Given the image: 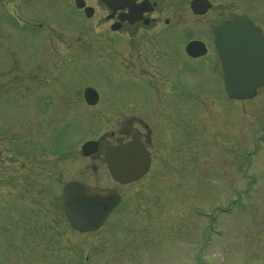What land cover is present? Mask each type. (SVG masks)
<instances>
[{
    "label": "rangeland",
    "instance_id": "374dc122",
    "mask_svg": "<svg viewBox=\"0 0 264 264\" xmlns=\"http://www.w3.org/2000/svg\"><path fill=\"white\" fill-rule=\"evenodd\" d=\"M78 19L75 13H67L66 55L62 59L52 57L50 72L44 75L51 83L62 85L63 103L58 104L56 97L51 105L35 104L20 116L21 120L13 117L8 122L11 135L18 134L19 141H29L31 150L34 147L29 160L21 157L22 153L18 155V172L23 171L21 163L25 160L31 165L28 196L23 188L19 190L20 242L33 241L28 231L32 232L33 225H41L43 220L52 227L63 226L60 197L68 180L111 186L102 159L83 158L80 147L86 141L108 139L117 119L105 120L109 116L98 119L97 113L101 112L87 107L82 93L85 87H94L104 102L99 109L108 111L123 103L119 98L123 87L106 72V65L95 58L105 49V43L98 41L90 26L84 25L80 30ZM51 34L49 42L54 47L53 37L58 34L56 31ZM6 42L11 41L4 37L0 47ZM95 51L98 52L94 54ZM4 60L5 56L1 55L0 66ZM64 61L65 70L52 68L54 62L60 66ZM13 65L10 63L0 70L2 81H11L9 70ZM34 72L35 83L40 82L43 75L37 74L36 67ZM204 95L208 111L203 123L207 131L198 134L197 146L201 147L193 153L192 166L188 165L186 171L173 166L168 169L164 184L152 186L148 191L145 186L135 187L144 189L138 192L148 196L147 200L125 198L126 207L97 232L75 235L66 228L65 261L61 257L58 262L53 259L52 255L61 249L51 255L52 263L264 264V86L255 98L240 102L226 100V105L216 93ZM122 111H115L114 118L120 117ZM10 134H2L0 141L4 146L7 141L10 144ZM255 136L263 138L258 141ZM4 189L10 190L11 186ZM122 192L125 196L132 195L131 191L122 189ZM27 197L31 201L27 202ZM2 205L5 210L0 237L5 238L12 225L7 217L11 204L3 201ZM26 213L31 221L21 223V215ZM48 213L50 217L39 222L33 219L35 215ZM22 234L26 239H20ZM5 251V246L0 248V258ZM78 254L80 261L76 259ZM10 261L0 259V264H14ZM25 262L20 260L15 264ZM29 264L43 263L37 259Z\"/></svg>",
    "mask_w": 264,
    "mask_h": 264
},
{
    "label": "flooded vegetation",
    "instance_id": "af4514ba",
    "mask_svg": "<svg viewBox=\"0 0 264 264\" xmlns=\"http://www.w3.org/2000/svg\"><path fill=\"white\" fill-rule=\"evenodd\" d=\"M69 11L79 16L80 30L84 25L90 26L98 41L105 43V49L95 58L104 63L106 72L122 85L119 98L123 103L115 104L114 110L99 109L104 102L96 89L91 87L98 95L94 105L84 101L87 87L83 89L85 105L101 112L97 113L98 119L108 116L105 120L117 119L108 139L92 140L98 143L95 154L82 156L102 159L111 186H92L71 179L62 186L61 197L64 186L75 181L90 188L114 191L120 202L99 229L87 233L71 228L61 202L59 214L63 226L52 227L43 220L41 225H33L32 232L28 231L33 241L20 242L17 231L19 190L23 188L28 196L31 165L26 160L33 156L34 147L31 150L29 141H19L18 134L11 135L8 122L10 119L12 122L13 117L21 120L20 116L35 104L51 105L56 97L58 104L63 103L60 100L62 85L51 83L44 75L50 72L52 57L62 59L66 55L67 35L64 30L67 29L65 19ZM235 19L247 21L264 37V0H0V41L4 37L11 41L1 44L0 56L4 55L5 60L0 70L10 63L13 65L11 61L15 63L9 70L11 81L0 78V139L2 134H10L11 138L7 146L0 141V222L5 210L3 201L11 204V209L6 211L12 220L10 233L7 232L5 238L0 237V248L5 246L6 249L0 258L2 261L11 260L15 264L22 260L29 264L38 259L43 264H54L50 257L55 250L61 249L52 256L57 262L61 258L65 261L67 248L63 240L66 228L75 235L97 232L115 213L126 207L125 198L147 200L148 196L138 192L144 189L135 187L145 186L148 191L152 186L164 184L166 173L173 166H181L179 169L184 171L192 166L193 153L201 147L197 146L198 134L207 131L203 123L208 111L204 93H216L225 105L227 100L224 79L216 69L215 29ZM53 31L58 34L53 37L56 39L54 47L49 42ZM191 42L198 43V48L187 52L186 46ZM56 47H62V50ZM56 63L53 69L65 70V61L60 66ZM35 67L37 74L43 75L37 83ZM119 106H123L122 109L116 108ZM118 110L124 113L114 118V112ZM260 138L263 136H255L258 141ZM132 143L136 145L135 150L144 153L138 167L145 171L137 180L120 184L110 175L104 152L110 146ZM21 153L26 160L21 163L23 171L18 172V155ZM8 185L11 189H4ZM122 189L131 191L132 195L125 196ZM27 198V202L31 201ZM21 216V223L31 221L30 214ZM46 217H50L49 213L35 215L33 219L39 222ZM20 239H26L25 235L22 234ZM76 259L80 261V254Z\"/></svg>",
    "mask_w": 264,
    "mask_h": 264
},
{
    "label": "water",
    "instance_id": "95a60500",
    "mask_svg": "<svg viewBox=\"0 0 264 264\" xmlns=\"http://www.w3.org/2000/svg\"><path fill=\"white\" fill-rule=\"evenodd\" d=\"M217 71L223 76L230 98H251L256 88L264 83V37L247 21L235 19L215 29ZM198 43L186 46L187 52L198 48ZM88 105L97 102L92 88L84 90ZM129 146L105 149V163L114 181L127 184L140 178L145 171L143 152ZM98 144L88 141L81 146L85 157L95 154ZM120 197L111 190L92 189L78 182H69L62 192V208L70 226L81 233L99 229L107 215L118 205Z\"/></svg>",
    "mask_w": 264,
    "mask_h": 264
}]
</instances>
